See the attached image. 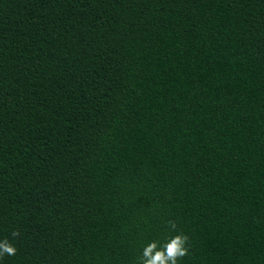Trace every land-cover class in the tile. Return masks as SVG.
Instances as JSON below:
<instances>
[{
  "label": "trees",
  "instance_id": "trees-1",
  "mask_svg": "<svg viewBox=\"0 0 264 264\" xmlns=\"http://www.w3.org/2000/svg\"><path fill=\"white\" fill-rule=\"evenodd\" d=\"M178 233L264 264V0H0V264Z\"/></svg>",
  "mask_w": 264,
  "mask_h": 264
},
{
  "label": "clouds",
  "instance_id": "clouds-1",
  "mask_svg": "<svg viewBox=\"0 0 264 264\" xmlns=\"http://www.w3.org/2000/svg\"><path fill=\"white\" fill-rule=\"evenodd\" d=\"M170 231H177L175 221H167ZM21 235L20 231L13 230L11 237L13 239ZM189 237L183 233H178L170 236L165 242L160 244L153 241L145 246L142 250V255L137 258V264H178V261L189 254ZM17 248L12 244L7 237L0 241V259L6 255H16Z\"/></svg>",
  "mask_w": 264,
  "mask_h": 264
}]
</instances>
